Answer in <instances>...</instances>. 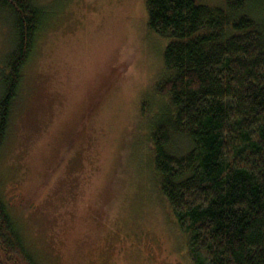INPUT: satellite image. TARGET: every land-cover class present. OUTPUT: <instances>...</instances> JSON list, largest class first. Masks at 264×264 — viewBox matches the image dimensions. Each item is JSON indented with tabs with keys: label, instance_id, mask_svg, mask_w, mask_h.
Instances as JSON below:
<instances>
[{
	"label": "rangeland",
	"instance_id": "1",
	"mask_svg": "<svg viewBox=\"0 0 264 264\" xmlns=\"http://www.w3.org/2000/svg\"><path fill=\"white\" fill-rule=\"evenodd\" d=\"M247 1L264 21V0ZM35 2L46 28L0 150V195L24 243L38 264H193L147 146L169 40L149 28L146 0ZM14 40L0 12V69ZM170 149L190 145L172 135Z\"/></svg>",
	"mask_w": 264,
	"mask_h": 264
},
{
	"label": "trees",
	"instance_id": "2",
	"mask_svg": "<svg viewBox=\"0 0 264 264\" xmlns=\"http://www.w3.org/2000/svg\"><path fill=\"white\" fill-rule=\"evenodd\" d=\"M263 4V3H262ZM169 40L148 137L158 192L193 264H264V21L247 0H146ZM15 40L0 69V150L11 108L48 18L35 0H0ZM189 142L175 153L171 136ZM0 195V264H38Z\"/></svg>",
	"mask_w": 264,
	"mask_h": 264
},
{
	"label": "bare ground",
	"instance_id": "3",
	"mask_svg": "<svg viewBox=\"0 0 264 264\" xmlns=\"http://www.w3.org/2000/svg\"><path fill=\"white\" fill-rule=\"evenodd\" d=\"M42 6V5H41ZM46 28V27H45Z\"/></svg>",
	"mask_w": 264,
	"mask_h": 264
}]
</instances>
